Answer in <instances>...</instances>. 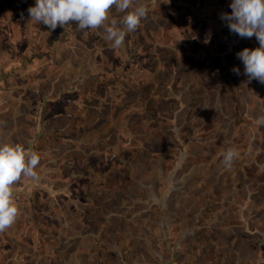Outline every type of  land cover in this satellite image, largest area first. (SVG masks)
I'll use <instances>...</instances> for the list:
<instances>
[{"label":"rangeland","instance_id":"1","mask_svg":"<svg viewBox=\"0 0 264 264\" xmlns=\"http://www.w3.org/2000/svg\"><path fill=\"white\" fill-rule=\"evenodd\" d=\"M230 2L137 0L147 17L114 49L0 0V141L36 151L41 177L14 185L0 264H264V84Z\"/></svg>","mask_w":264,"mask_h":264},{"label":"clouds","instance_id":"2","mask_svg":"<svg viewBox=\"0 0 264 264\" xmlns=\"http://www.w3.org/2000/svg\"><path fill=\"white\" fill-rule=\"evenodd\" d=\"M229 7L230 13L220 14L229 32L241 39L255 37L258 42L257 47H245L236 53L244 66L243 75L248 82L264 84V0H231ZM113 8L123 14L120 19H110ZM27 11L32 21L47 26L48 33L73 23L81 31L103 29L104 39L114 49L125 46L126 36L136 31L148 14L147 6L137 0H35ZM232 71L241 74L237 67ZM257 124L264 126V116L257 119ZM235 157L236 151L228 148L223 154L224 166L230 168ZM39 163L36 151L26 150L21 143L11 140L0 141V233L11 228L20 215L14 185L22 178L38 183Z\"/></svg>","mask_w":264,"mask_h":264}]
</instances>
